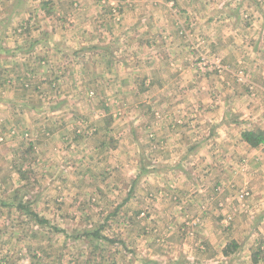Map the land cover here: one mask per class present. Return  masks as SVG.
<instances>
[{
	"label": "rangeland",
	"instance_id": "1",
	"mask_svg": "<svg viewBox=\"0 0 264 264\" xmlns=\"http://www.w3.org/2000/svg\"><path fill=\"white\" fill-rule=\"evenodd\" d=\"M176 1L179 8L171 0H0V99L16 101L0 107V264H240L217 251L234 249L243 231L256 237L247 259L264 264V231H254L261 220L247 209L252 186L238 179L227 192L220 183V167L238 161V178L253 155H235L241 144L232 156L199 152L208 114L194 118L191 130L180 125L185 140L164 138L167 129L153 120L159 98H192L174 88L192 78L177 76L182 68L196 64L202 74L231 76L248 96L262 95L264 0L196 4L195 12L208 11L212 20L221 10L249 25L220 31L238 37L232 50L216 41L215 28L206 49L190 44L202 24L192 28L186 0ZM256 45L261 52L246 56L245 47ZM160 81L171 83L167 91ZM225 92L219 97L227 107L211 119H259L263 109H245ZM249 131L264 138V129ZM190 160L201 176L210 168L207 181L193 180L211 184L213 231H199L204 223L188 208L195 209L187 199L193 189L172 172L171 165ZM253 206L264 212V204Z\"/></svg>",
	"mask_w": 264,
	"mask_h": 264
},
{
	"label": "crops",
	"instance_id": "2",
	"mask_svg": "<svg viewBox=\"0 0 264 264\" xmlns=\"http://www.w3.org/2000/svg\"><path fill=\"white\" fill-rule=\"evenodd\" d=\"M165 1V0H164ZM170 4L175 3V7L179 8V5L176 0H171ZM199 1L206 3V0H186L185 5H182V11L186 12L188 24L191 25L192 28L197 26L199 23L202 25L198 27L195 31L192 29V37L189 38L190 44L193 46H199L203 45V48L206 47V44H209L211 41V35L212 33L210 30L212 28L214 29V35L217 36L216 41H221L222 39L227 40V43H230L228 45V48L230 50L233 49V44H238L236 39L238 38L236 35H230L229 37H223L220 35V31L228 27L231 29V32L240 31V28H248V24H243L239 21H235L231 18H227L226 16L222 15L221 10L220 16L217 18H214L212 20V16L207 13L208 11H205L204 13L198 12L196 13V10H200L201 6L196 5ZM164 3V2H163ZM170 4L164 3V6H169ZM205 6V5H204ZM261 7V4H259L258 7L255 9H259ZM189 20L190 23H189ZM251 25H254V22H252ZM237 29V30H235ZM261 38V37H258ZM240 44H248V41L246 39H243V41ZM245 47V46H244ZM195 48V47H194ZM206 49V48H204ZM246 56H249L252 54V56L255 53L261 52L263 48L255 46V50L250 52L246 47ZM222 57V60L224 56L219 53ZM238 57L237 55H232L230 58ZM190 57H187L189 59ZM226 60V59H224ZM242 60H246V63H249L250 58L241 57V60L239 61L241 63ZM257 66L260 68L262 67L258 62ZM196 69H184L182 68V72L179 73L177 76H183L182 78H192L187 81V85L179 84L177 83V86H175V90H179L181 94L185 92V90L192 96V98H189V100H182V99H168L165 100L163 98H159L158 101L155 103L157 106L155 117H153V120L155 123L163 124L165 127L163 129H167V132H163L164 138L167 139H176V140H185L188 136L185 133L186 129L179 128L180 125H187V131L191 130L189 126L193 125V122L197 123V120L194 118H198V121H200L202 114H208V119L206 121L202 122V128L200 129V134L205 137L204 141L206 143L204 146L200 147L199 152L205 151V153L210 154L211 156H215L217 154H223V155H234L235 152L239 156H243L244 152L253 155L252 159L245 156L248 159H251L249 162V167H247V171L244 172L242 169V175L238 176V178L235 176V170L236 172H240V168L237 163L238 161L234 162L233 166L229 168L228 166L220 167V183L224 188L228 191L230 190L229 184H237V180L239 179V185L243 184H250L254 190V196L252 197V200H250L247 209L248 211L253 212V216L257 217L258 220H261L260 225L259 223H256L257 231H255V236L261 235V231H264V212L261 213L263 210V207L258 208V213L255 211L256 208H254L253 205L256 204H264V143L259 144L256 147L250 146L248 143H245L242 138V134L246 130L250 129H256V130H262L264 129V111L259 116V119L255 120H243L239 118V114H236L238 116L235 120H227V119H221L220 121H215L210 118V115L214 113V111H223L227 104L224 102H220L221 98L219 97L220 93H233L235 96L232 98L233 100L239 99L242 100L241 104L243 108L248 109H256V113L260 111V109L264 110V90L258 89V91L262 94L255 95V96H248L247 89L242 90L237 86V83L235 84V81L231 80L230 77H226V79L223 81L221 78L212 76V73H205L202 74L199 66L195 65ZM196 70V71H195ZM199 70V71H198ZM213 75H216L213 73ZM201 77H203L201 79ZM202 80V82H199L197 79ZM152 83H150V79L147 81L146 88L151 87ZM158 87L161 91H167L165 90V87L171 85H165L162 81H160L158 84ZM156 84H153V86H157ZM186 88V89H185ZM232 90H235V92H232ZM183 96V95H182ZM201 96H204L203 98H199ZM232 97V96H229ZM16 101L11 100H4L0 99V107L2 108L4 105L8 103L15 104ZM147 104H151V101H148ZM151 106V105H150ZM171 110V111H169ZM259 110V111H258ZM226 122V123H225ZM252 124V125H251ZM181 126V127H182ZM195 126V125H193ZM169 127V128H168ZM175 127V130H174ZM254 127V128H253ZM184 135V136H183ZM154 137L159 138V135L157 133L154 134ZM189 137V136H188ZM218 143V145H217ZM241 144L242 146H245L243 153H238L237 151L234 152L236 149V146ZM0 148H3V145H0ZM234 152V153H233ZM204 153V152H203ZM204 153V154H205ZM237 157V156H236ZM247 160V159H245ZM191 163L185 164V165H174L172 167V172H175V174L178 175L179 179L182 183H186V188L190 190L191 188L192 193L187 194V199H189L190 204L194 205L195 209L191 210L190 207L189 211L191 213L190 218L192 217H199L200 220L204 223L203 228H199V231H213V219L215 217V213H213V202L215 201L213 197L210 194L211 191V184L203 182L202 179L200 181L196 180L194 182L193 179L198 177H205L206 181L208 180V176L206 175L209 173L210 168L208 165H205L202 171L201 176L199 174V170L194 172L192 168V160H190ZM233 161V160H232ZM246 167V166H245ZM228 171L233 172L234 177H228ZM247 174V175H244ZM221 199H219L220 201ZM222 201V200H221ZM213 203V204H212ZM250 207V208H249ZM215 209V208H214ZM251 209V210H250ZM216 212V211H215ZM259 216V217H258ZM254 234V233H252ZM256 240V237H251V232L243 231L241 234H239V237L236 239V245H234V249L231 251H226L225 253L224 249L219 250L217 252H220L219 256H224V260H229V256H233L236 259H239L240 264H262L257 261V256L254 257L253 261L250 263L249 260L246 257V254L249 252V250H253V243ZM207 246L210 250H215L213 248L216 247V244L206 239ZM150 248L151 246L148 245ZM147 247V248H148ZM185 250V247H183ZM145 251H148V249H145ZM215 252V251H213ZM235 253V254H234ZM238 253V254H237ZM222 254V255H221ZM237 254V255H236ZM236 256V257H235ZM208 258V260H211L209 256H205ZM211 257H217V254L213 253ZM213 260V259H212ZM140 264H147L148 262L140 261ZM149 264H155V263H149Z\"/></svg>",
	"mask_w": 264,
	"mask_h": 264
},
{
	"label": "trees",
	"instance_id": "3",
	"mask_svg": "<svg viewBox=\"0 0 264 264\" xmlns=\"http://www.w3.org/2000/svg\"><path fill=\"white\" fill-rule=\"evenodd\" d=\"M242 136L245 142L252 147H256L259 144L264 143V138L261 133H255L249 131V132H244Z\"/></svg>",
	"mask_w": 264,
	"mask_h": 264
}]
</instances>
